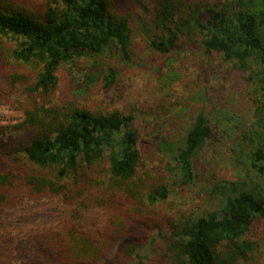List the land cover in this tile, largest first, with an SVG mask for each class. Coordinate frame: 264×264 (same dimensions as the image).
I'll return each mask as SVG.
<instances>
[{"label": "trees", "instance_id": "1", "mask_svg": "<svg viewBox=\"0 0 264 264\" xmlns=\"http://www.w3.org/2000/svg\"><path fill=\"white\" fill-rule=\"evenodd\" d=\"M137 28L162 55L219 56L251 90L252 117L228 134L239 174L208 187L211 211L171 201L219 142L204 105L176 137L161 119L173 126L181 105L145 135L134 115L86 105L119 83L107 62L130 61ZM0 83V104L23 114L0 127V226L30 203L63 208L54 226L0 239V264H131L146 246L140 264H247L262 250L264 0H0Z\"/></svg>", "mask_w": 264, "mask_h": 264}, {"label": "rangeland", "instance_id": "2", "mask_svg": "<svg viewBox=\"0 0 264 264\" xmlns=\"http://www.w3.org/2000/svg\"><path fill=\"white\" fill-rule=\"evenodd\" d=\"M114 10L119 9L116 6ZM131 11L137 13L134 9ZM192 53L185 55L174 52L169 56L157 53L137 28L132 34L130 61L112 58L107 62L119 69V83L108 91L101 86L89 99V96L86 97V105L94 112L119 110L134 115V127L141 129L142 135L151 132L155 116L162 118L169 111L167 109L181 105L180 113L174 116V125L177 122L175 126L169 125L168 119H161L175 137L187 126L191 112L195 113L204 105L214 123L219 142L212 139L201 156L197 182L190 189H176L171 201L182 211L205 212L216 205L212 204L208 187L214 186L217 180H236L238 177V171L231 164L232 139L228 135L229 129L233 123L238 122L240 126L248 122L252 117L254 101L243 75L231 65L221 61L217 55L207 60ZM11 64L18 69V65ZM20 69L27 76L35 73L32 66H22ZM202 71L203 77L199 78ZM203 90H206V95L202 93ZM16 107L0 104V127L15 125L23 120V114ZM62 209L55 201L30 203L24 209L8 215L0 226V239L19 242L31 232L54 226ZM254 233L261 241L262 250L254 256V261L247 264H264V223ZM152 252L150 246L140 248L131 264L145 262Z\"/></svg>", "mask_w": 264, "mask_h": 264}]
</instances>
